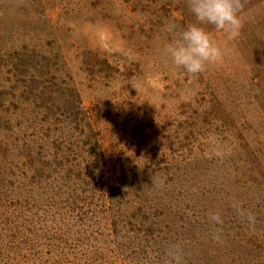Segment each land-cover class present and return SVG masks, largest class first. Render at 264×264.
Masks as SVG:
<instances>
[{
	"label": "rangeland",
	"instance_id": "1",
	"mask_svg": "<svg viewBox=\"0 0 264 264\" xmlns=\"http://www.w3.org/2000/svg\"><path fill=\"white\" fill-rule=\"evenodd\" d=\"M192 23L187 0H0V115L12 93L13 117L26 114H20L31 100L26 72L36 63L29 57L61 53L83 104L97 107L111 184H119L121 166L138 161L184 167L179 178L190 177L197 187L190 183L178 230L193 255L207 264H214L211 256L219 264H264V220L257 206L264 185L256 184L264 183V102L250 82V66L243 65L246 54L211 26L207 30L227 49L222 63L194 78L165 60L161 50L173 35L168 26ZM102 59L118 73L106 69ZM211 86L223 91L224 110L211 100ZM235 131L256 140L249 158L263 174L255 184H244L249 166L229 162L224 153ZM165 180L176 177L168 174ZM216 211L222 225L208 219ZM217 228L230 233L218 247L212 239Z\"/></svg>",
	"mask_w": 264,
	"mask_h": 264
},
{
	"label": "trees",
	"instance_id": "2",
	"mask_svg": "<svg viewBox=\"0 0 264 264\" xmlns=\"http://www.w3.org/2000/svg\"><path fill=\"white\" fill-rule=\"evenodd\" d=\"M241 15L243 27L231 42L246 54L243 65L250 66V82L264 102V0H245ZM29 58L36 63L26 72L31 100L20 112L26 114L13 117L12 93L0 115V264H110L111 256L125 264H162L171 244L182 247L185 264H207L193 255L188 240L181 243L182 206L190 183L197 187L192 178H179L184 167L138 161L121 166L119 184H111L97 107L83 104L66 57L55 52ZM99 61L118 73L105 59ZM214 87L211 100L224 110L223 91ZM252 137L235 131L224 151L229 162L249 166L244 184H255L263 174L249 158ZM168 174L176 180L169 183ZM257 206L264 220V200ZM228 235L225 231L214 246ZM209 261L219 264L212 256Z\"/></svg>",
	"mask_w": 264,
	"mask_h": 264
},
{
	"label": "clouds",
	"instance_id": "3",
	"mask_svg": "<svg viewBox=\"0 0 264 264\" xmlns=\"http://www.w3.org/2000/svg\"><path fill=\"white\" fill-rule=\"evenodd\" d=\"M187 7L196 23L183 28L169 25L167 30L173 34L172 39L163 45L161 54L174 69L195 78L209 66L222 63L227 52L206 26L223 34L228 41L235 40L243 27L241 13L245 0H187ZM208 219L215 225L224 222L219 211L209 213ZM221 235L222 229L217 228L212 234L213 241L218 243ZM162 264H185L182 247L179 244L169 245L165 249Z\"/></svg>",
	"mask_w": 264,
	"mask_h": 264
}]
</instances>
